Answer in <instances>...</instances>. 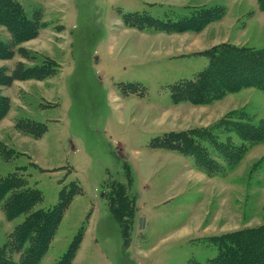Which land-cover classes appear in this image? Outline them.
<instances>
[{"label": "rangeland", "instance_id": "rangeland-1", "mask_svg": "<svg viewBox=\"0 0 264 264\" xmlns=\"http://www.w3.org/2000/svg\"><path fill=\"white\" fill-rule=\"evenodd\" d=\"M14 1L31 19L38 14L42 28L21 44L32 59L0 52V72L11 74L20 62L54 66L43 81L0 88L10 102L0 122V145L14 151L0 157V177L23 172L42 193L35 210L52 209L63 189L78 191L40 264L62 260L81 233L71 264H209L218 253L212 237L264 226V141L250 146L232 169L219 161L223 171L217 177L198 172L177 150L153 147L171 133L219 125L221 134L220 123L234 113L246 119L233 126L245 123L264 133L261 90L210 105L172 100L177 84L195 80L209 66V57L198 51L227 43L264 48V13L257 0ZM203 9H218L219 19L203 33L184 37L176 35V23L142 32L124 19L174 22ZM10 39L0 26V41ZM20 122L45 125L44 137L34 139ZM118 184L135 203L127 238L123 221L110 211ZM28 215L9 221L0 205V250H10ZM19 259L16 254L12 262Z\"/></svg>", "mask_w": 264, "mask_h": 264}, {"label": "trees", "instance_id": "trees-1", "mask_svg": "<svg viewBox=\"0 0 264 264\" xmlns=\"http://www.w3.org/2000/svg\"><path fill=\"white\" fill-rule=\"evenodd\" d=\"M257 3L259 10L264 13V0H257ZM37 15L35 14L31 19L16 1L0 0V26L6 28L11 37L8 43L0 41V52L4 53L1 55L9 59H14L16 55L26 61L32 59V55L21 47V44L39 36L42 27L38 21L41 18ZM219 17L218 9H203L192 17L174 22L159 21L151 17H133V15L124 19L127 26L140 31H145L147 27L167 30L170 29L168 24L176 23L173 28L180 34L186 32L199 34ZM203 55L209 57V66L199 73L195 80L183 81L173 88L172 100L175 103L210 105L247 89L255 88L264 92V48L257 50L223 44ZM41 65L28 67L20 62L11 74H7V70L3 71L4 74L0 72V88H10L18 81L47 79L53 64L49 61ZM9 103L7 98L0 95V122L10 113ZM235 115L238 113H234L220 123L221 126L224 125V130H220L221 134L218 132L219 125L188 133H171L158 142L155 140L154 142L157 143L153 144V147L177 150L185 157H190L199 172L208 177H217L223 171L219 161L232 169L243 160L250 146L264 141V133L256 131L248 124L233 126L234 121L246 119L245 114L239 118H235ZM18 125H23V130H28V135L36 140H41L46 133L45 125L29 122H20ZM13 152L0 145V157ZM124 191V187L118 184L112 189L109 201L113 216L121 223L123 221L122 225L125 226L123 232L127 238L136 210L134 200L128 199ZM77 192L67 194L63 189L56 206L47 211L35 210L42 201V193L29 186L23 172L22 175L0 177V205L7 219L14 221L29 214L27 220L13 234L10 250L8 246L0 250V264H14L12 261L16 254L20 256L18 264H40L50 248L65 212L73 199L78 196ZM82 236L83 233L78 236L77 243L72 245L69 253L56 264L73 262L76 245ZM209 241H214L216 246L214 247L218 251L216 259L211 260L209 264H264V226L234 234H224L220 238L212 237ZM27 245L29 248L25 249Z\"/></svg>", "mask_w": 264, "mask_h": 264}, {"label": "crops", "instance_id": "crops-1", "mask_svg": "<svg viewBox=\"0 0 264 264\" xmlns=\"http://www.w3.org/2000/svg\"><path fill=\"white\" fill-rule=\"evenodd\" d=\"M207 29V28H206ZM133 30H137V29H133ZM140 31V30H139ZM205 31V30H204ZM203 31V32H204ZM142 32H144V31H142ZM202 32V33H203ZM199 34H201V33H199ZM199 34H197V35H199ZM176 35H181L182 37H184V36H188V35H196V33H194L193 34V32H186V33H181V34H176ZM175 35V36H176ZM228 44V43H227ZM212 48H209V49H206V50H204V51H198V53H195V54H199V55H203L205 52H207V51H209V50H211ZM199 172V171H198ZM201 173V172H200ZM203 174V173H202Z\"/></svg>", "mask_w": 264, "mask_h": 264}]
</instances>
